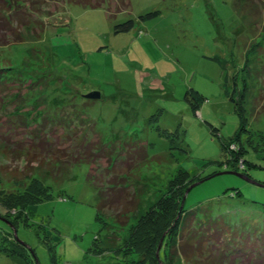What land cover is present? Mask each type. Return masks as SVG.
I'll return each instance as SVG.
<instances>
[{
	"label": "rangeland",
	"instance_id": "obj_1",
	"mask_svg": "<svg viewBox=\"0 0 264 264\" xmlns=\"http://www.w3.org/2000/svg\"><path fill=\"white\" fill-rule=\"evenodd\" d=\"M98 1L97 7L21 1L16 15H34L32 23L23 40L0 47L1 66L26 81L23 91L31 89L17 98L11 93L19 86L0 91L7 99L3 110L22 112L36 124L49 111L71 125L78 118L86 142L101 139L111 159L104 167L96 147L65 160L56 153L0 156V246L23 250V242L28 250L23 256L0 252V264H130L114 251L93 249L120 243L134 216L159 196L178 197L173 180L180 169L191 174L185 186L196 182L180 195V206L199 221L210 215L235 227L219 237L222 245L232 238L258 248L264 241V0ZM127 20L132 28L116 32ZM216 56L224 67L210 58ZM190 88L203 96L196 111L184 98ZM225 88L243 108L247 130L238 138L239 116ZM92 91L100 97L84 96ZM33 121L32 132L18 126L16 139L5 144L11 148L34 135ZM30 177L52 195L26 212L20 205L6 208L8 191H20ZM110 192L135 201L136 209L109 207ZM248 229L261 231L260 243L257 235L244 240L237 234ZM194 263L209 264L206 257L183 255L174 262Z\"/></svg>",
	"mask_w": 264,
	"mask_h": 264
},
{
	"label": "trees",
	"instance_id": "obj_2",
	"mask_svg": "<svg viewBox=\"0 0 264 264\" xmlns=\"http://www.w3.org/2000/svg\"><path fill=\"white\" fill-rule=\"evenodd\" d=\"M21 1L24 0H0V47L23 40L24 31L27 32L25 28L32 23L31 19L33 17L31 16L34 15H26L27 13L24 15L23 12L16 15V13L20 11L15 9L19 7ZM25 1L33 6H35V4L40 5L41 2L45 3V0ZM68 1L91 7H97L103 2L98 0L95 2H92L93 0ZM237 2H239V0H237ZM156 13V11L150 12L146 15H141V17L152 16ZM13 22L20 23V27L17 28L16 25L14 27L12 24ZM42 24L43 22L40 23L39 30L44 29V25ZM132 26V21L127 20L116 24L115 31H128ZM33 28L37 29L38 26H34ZM210 58L218 61L224 67L225 63L217 56ZM11 69V66H1L0 63V91H3L5 88H10L9 86H19V91L15 93L12 92V95H10L14 98H17L21 94L24 96L31 89L27 87L26 90L23 91V88L20 87H22V83L26 81L21 80L16 75H12L13 72ZM224 92L230 100L235 103L236 111L239 116L240 127L235 135V138H238L240 132H246L247 130L244 124L243 108L235 99L234 93H230L226 88ZM5 97L6 96L2 94L0 95V140L3 145V149H0L1 157H11L10 154L21 153H30V155H32L31 158H34L35 155L38 158L40 156L46 157V155L54 157L56 153L57 157L54 158H58L59 160H65L67 158L75 159V157H73L75 154L81 153L82 155L84 154L83 156L89 155V150L96 147L97 157L102 159L100 162L103 163L104 167L110 164L111 159L108 158L107 154L109 149H106L105 143L101 139H96V145L93 141L86 142L85 132L82 128L84 125L81 123L78 124V118H76L74 114L71 113L73 118L77 120L73 125L70 124L71 120H67L66 117L61 116L59 112L52 117L49 113L51 111L44 113V117L40 120L42 124H36V122L30 120L29 117L25 116L22 112L9 113L10 111L7 112L3 110L4 108L2 105L7 100ZM184 98L189 103L190 108L196 111L203 96L197 90L190 88L185 93ZM62 107L63 108H60L62 110L67 108L66 106ZM32 121L34 122L33 126L35 129L33 130L35 134H26L27 139H20L18 143H15L16 145L18 144V147H15L14 144L9 148L3 140L8 139L12 144V140L16 137L15 134L17 133L18 126H22L24 129L26 128V132H32L31 128H27L29 122ZM80 122L83 121L80 120ZM4 124L7 126L5 130L2 129ZM57 128H61V132H55ZM259 142L264 144V142ZM58 143L60 145L59 147ZM234 151L233 160L237 161V158L241 155V150L238 148ZM178 171L179 175L173 180H177L176 184L179 187L177 188L178 197H176L174 193L164 196L161 195L162 197L159 196L153 206H150V208L143 213H138L134 216L136 219L135 222L131 223L127 232L120 237V243H116L113 246H106L105 248L96 246L93 249L94 253L101 254L114 251L116 254H121L126 258V261H129L130 264H174L177 257L181 255L187 257L189 260H193L194 256L198 258L206 257L208 258L209 264H264V241L260 243V238H258V236L260 237L259 234L261 231L258 232L256 230L257 241L260 243L258 248L256 247V243L255 247H248L243 243V240L232 238L226 240V243L224 242L222 245V238L219 239V237L227 231L235 233V227L210 215H208L204 221H199L194 210L185 209L183 206L180 208V199L187 187L184 183L191 178V174L185 169H180ZM23 184L24 186L20 191L10 190L7 193L9 198H1L6 208L20 205L24 207L26 212L30 205L41 202L52 195L50 188L36 177H30V180L23 182ZM181 194L182 196L180 197ZM109 203V207L113 204L117 209L120 208L123 212L133 211L137 207L135 201L129 204L126 198H123L120 194L115 192L112 194L110 192ZM122 209L126 210L124 211ZM194 218L197 224L195 223L192 227L188 226ZM120 221L123 222L124 220L120 219ZM124 222H126V220ZM184 229L188 231V233L180 237V232ZM254 231L255 229L240 230L237 231V234L240 235V237H244L245 240L247 236H256ZM242 234L245 235L241 236ZM22 244L23 250L28 251L25 244L23 242ZM166 245L169 249L171 248L169 253L165 250ZM23 250L15 248L13 244L5 242H2L0 246V252H7L12 255L23 256L25 254ZM49 250H51V248H49ZM240 257H242V259L237 260ZM193 262L196 261L194 260Z\"/></svg>",
	"mask_w": 264,
	"mask_h": 264
},
{
	"label": "water",
	"instance_id": "obj_3",
	"mask_svg": "<svg viewBox=\"0 0 264 264\" xmlns=\"http://www.w3.org/2000/svg\"><path fill=\"white\" fill-rule=\"evenodd\" d=\"M84 96H86V97H88V98H94V99H96V98H99V97H100V93H99V91H92V92H90V93L85 94ZM194 184H196V182L193 183V184H191L190 186L187 187V189H186V191H185V194L188 192V190H189ZM184 197H185V196H184ZM184 197H183V200H184ZM180 208H181V206H180ZM160 242H161V240H160Z\"/></svg>",
	"mask_w": 264,
	"mask_h": 264
}]
</instances>
